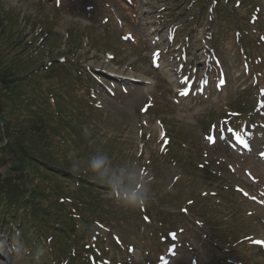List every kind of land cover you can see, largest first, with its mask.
Instances as JSON below:
<instances>
[{
    "label": "rangeland",
    "instance_id": "rangeland-1",
    "mask_svg": "<svg viewBox=\"0 0 264 264\" xmlns=\"http://www.w3.org/2000/svg\"><path fill=\"white\" fill-rule=\"evenodd\" d=\"M194 6L188 0H0V15L18 18L27 39L48 30L46 57L75 49L84 81L71 68L61 69L55 82L69 94L62 106L73 114L82 147L91 149L89 140L97 149L115 150L125 168L133 159L159 158L163 201L176 198L169 199L175 208L163 209V219L175 215L170 226L145 213L141 223L134 209L124 212L131 203L112 202L109 191L101 195L102 214L122 212L110 232L119 244L129 240V255L112 259L109 253L106 264H264V116L257 109L264 111V0H255L253 14L250 3L234 8L258 19L242 32L231 5L226 16L215 4L219 19L214 7L202 14ZM87 75L95 82L87 92L93 106L81 95ZM1 87L0 97L11 104L19 88ZM238 101L249 108V118L232 129L229 117ZM173 140L181 148L175 157L167 152ZM234 141L249 152L243 155ZM173 159L181 161L178 168ZM0 164V179L25 181L10 152L1 154ZM108 228L101 232L110 244ZM167 238L169 247L159 246L153 257ZM26 245L2 228L0 264H32Z\"/></svg>",
    "mask_w": 264,
    "mask_h": 264
},
{
    "label": "trees",
    "instance_id": "trees-1",
    "mask_svg": "<svg viewBox=\"0 0 264 264\" xmlns=\"http://www.w3.org/2000/svg\"><path fill=\"white\" fill-rule=\"evenodd\" d=\"M188 2H195L194 8L204 14L217 4L226 16L231 5L239 16L237 29L240 32L246 29L252 11L242 15L234 8L243 9L250 3L251 9L254 4V0ZM215 16L221 17L217 13ZM25 27L20 28L18 18L0 15V92L5 83H13L19 88L12 94L11 104L0 97V157L2 153L10 152L15 170L25 179L17 183L13 176L0 179V230L3 228L27 244L24 252L30 256L32 264H106L103 258L109 253L112 259L123 257L125 253L124 245L118 243L117 235L110 232L112 227L109 225L122 212L102 214L101 195L109 191L112 202L131 203V210H123L131 213L134 209L133 217L138 216L140 222H143L140 215L145 213L152 218L154 214L156 220L170 226L175 223V215L167 212V219H163L166 212L163 209L175 208L169 199L174 202L176 198L163 201L166 188L156 178L159 158L150 157L143 164L138 158L133 159V167L125 168L115 150L97 149L89 140L86 144L91 149L82 147L84 140L75 133L73 114L62 106L70 101L69 94L55 82L62 70L67 73L71 68L77 71L78 81H84L79 76L83 67L76 51L73 49L48 58V30L41 29L45 31L43 34L39 32L27 39V34H23ZM86 77L89 82L82 83L81 95L91 100L87 92L95 82L92 77ZM19 106L23 110H19ZM77 107L79 111L85 109L82 105ZM173 145L174 142L167 151L175 157L179 148ZM179 162L172 161L177 168ZM153 181L156 184L151 187ZM169 184V187L174 185ZM107 225L110 244L101 232Z\"/></svg>",
    "mask_w": 264,
    "mask_h": 264
},
{
    "label": "bare ground",
    "instance_id": "bare-ground-1",
    "mask_svg": "<svg viewBox=\"0 0 264 264\" xmlns=\"http://www.w3.org/2000/svg\"><path fill=\"white\" fill-rule=\"evenodd\" d=\"M237 140V139H236ZM238 141V140H237ZM239 142V141H238ZM234 147H236L238 150H242V148L237 147V142L234 141V143H232ZM2 247H5L4 245H2ZM2 247H0V249H2Z\"/></svg>",
    "mask_w": 264,
    "mask_h": 264
},
{
    "label": "snow or ice",
    "instance_id": "snow-or-ice-1",
    "mask_svg": "<svg viewBox=\"0 0 264 264\" xmlns=\"http://www.w3.org/2000/svg\"><path fill=\"white\" fill-rule=\"evenodd\" d=\"M221 83H223V80H221ZM209 139H211V138H209ZM262 155H264V153H262ZM145 219H147V217ZM117 240H118V238H117ZM129 250L132 251V249H129Z\"/></svg>",
    "mask_w": 264,
    "mask_h": 264
}]
</instances>
